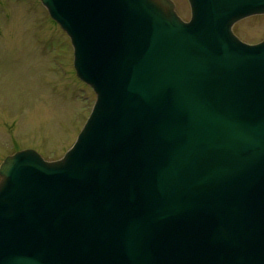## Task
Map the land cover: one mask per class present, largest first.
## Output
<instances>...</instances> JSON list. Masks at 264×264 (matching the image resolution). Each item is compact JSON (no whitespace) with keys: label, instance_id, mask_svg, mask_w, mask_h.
I'll list each match as a JSON object with an SVG mask.
<instances>
[{"label":"water","instance_id":"95a60500","mask_svg":"<svg viewBox=\"0 0 264 264\" xmlns=\"http://www.w3.org/2000/svg\"><path fill=\"white\" fill-rule=\"evenodd\" d=\"M40 1L96 99L0 163V264H264V0Z\"/></svg>","mask_w":264,"mask_h":264},{"label":"rangeland","instance_id":"374dc122","mask_svg":"<svg viewBox=\"0 0 264 264\" xmlns=\"http://www.w3.org/2000/svg\"><path fill=\"white\" fill-rule=\"evenodd\" d=\"M190 17L187 0H173ZM245 42L264 38V13L233 25ZM95 93L73 68V49L40 0H0V163L23 148L55 160L74 142Z\"/></svg>","mask_w":264,"mask_h":264}]
</instances>
